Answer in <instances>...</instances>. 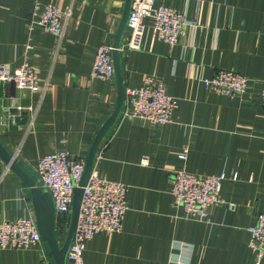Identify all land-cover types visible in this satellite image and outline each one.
I'll list each match as a JSON object with an SVG mask.
<instances>
[{"label": "crops", "instance_id": "0c3cea01", "mask_svg": "<svg viewBox=\"0 0 264 264\" xmlns=\"http://www.w3.org/2000/svg\"><path fill=\"white\" fill-rule=\"evenodd\" d=\"M39 1L71 7L59 44L39 27L28 29L32 0H0V63L16 67L27 56L48 85L40 102L38 93L0 85V143L28 174L36 173L39 157L59 150L85 158L111 115L115 81L92 78L90 69L97 47L112 45L125 0ZM157 1L188 20L177 43L154 41L147 29L141 49L121 50L129 35L125 28L119 58L125 87L138 86L149 75L163 81L176 98L172 121L152 126L118 115L103 137L94 168L127 185L128 209L119 232H101L86 241L83 264H184L183 259L251 264L246 227L264 210V106L258 98L264 78V0ZM219 69L249 77L247 94L208 91L202 80ZM35 106L32 114L29 108ZM185 145L183 160L178 155ZM179 168L225 173L221 195L235 203V210L210 206L209 222L185 218L170 193L169 179ZM25 210L32 211L29 190L0 158V222ZM47 253L43 241L27 249L0 248V264H52Z\"/></svg>", "mask_w": 264, "mask_h": 264}, {"label": "built area", "instance_id": "2783aa9c", "mask_svg": "<svg viewBox=\"0 0 264 264\" xmlns=\"http://www.w3.org/2000/svg\"><path fill=\"white\" fill-rule=\"evenodd\" d=\"M70 15L71 7L61 9L51 2L32 0L27 27H39L57 37L59 44L64 35L65 21ZM187 24L185 14L169 4L157 0H131L125 24L129 35L121 50L141 49L147 29H151L152 40L174 45ZM111 51L112 45L109 42H102L97 47L90 69L92 78L113 81ZM202 81L208 91L228 97H244L251 85L249 77L228 69H219ZM3 83L38 93L39 102L48 88L47 83L41 82L29 65L27 56L16 67L0 63V85ZM125 97L121 117L129 120L140 119L152 126L172 121L176 98L166 91L160 78L149 75L138 86H126ZM258 98L259 103L264 106V78L259 81ZM16 108L19 110L21 107ZM29 109L34 114L37 106ZM187 151L188 147L185 145L178 157L185 160ZM97 153L98 151L95 154L96 159L101 157V152ZM83 167L84 157H74L66 150L43 155L36 161V174L43 188L53 198L56 225L58 218L64 217L60 227L57 225L61 232L67 227L65 222L69 219L73 189L81 178ZM227 178L223 172L196 174L179 168L172 172L169 179L174 204L181 206L185 218L204 222H209L207 208L210 206H224L228 210H235V203L221 195L222 183ZM230 179L235 181L237 173H232ZM127 189L124 183L100 175L93 165L83 186L75 230L66 252V264H83L85 243L94 235L121 230L122 220L128 209ZM246 232L251 264H260L264 259V210L256 214L254 223L246 227ZM41 242L32 211L25 210L14 219L0 222L1 249H27ZM183 260L187 264V260Z\"/></svg>", "mask_w": 264, "mask_h": 264}, {"label": "water", "instance_id": "95a60500", "mask_svg": "<svg viewBox=\"0 0 264 264\" xmlns=\"http://www.w3.org/2000/svg\"><path fill=\"white\" fill-rule=\"evenodd\" d=\"M131 0L124 1L122 15L112 42L111 58L114 69V81L116 86V101L111 115L105 120L97 131L90 148L84 158V167L82 175L77 185L73 189L71 208L67 227L63 232L56 225V215L53 198L46 191L37 174H28L18 165L17 158L13 153H9L0 143L1 160L14 171L21 180V186L29 190L31 197V206L33 218L41 236V240L47 245V256L51 259L52 264H66V252L74 233L80 201L83 193V186L86 184L95 162L97 148L107 131L112 127L118 115L122 113V107L125 102V85L124 77L120 64V42L124 33L125 24L128 18Z\"/></svg>", "mask_w": 264, "mask_h": 264}, {"label": "trees", "instance_id": "16d2710c", "mask_svg": "<svg viewBox=\"0 0 264 264\" xmlns=\"http://www.w3.org/2000/svg\"><path fill=\"white\" fill-rule=\"evenodd\" d=\"M63 218H64V217H62V218H58V220H57V225H58V227H60L59 225L62 223Z\"/></svg>", "mask_w": 264, "mask_h": 264}, {"label": "rangeland", "instance_id": "374dc122", "mask_svg": "<svg viewBox=\"0 0 264 264\" xmlns=\"http://www.w3.org/2000/svg\"><path fill=\"white\" fill-rule=\"evenodd\" d=\"M68 221H69V219H68ZM68 221L65 222V226H67ZM65 229H66V227L63 228V233L62 234H64Z\"/></svg>", "mask_w": 264, "mask_h": 264}]
</instances>
